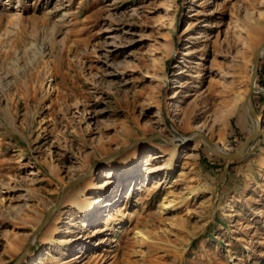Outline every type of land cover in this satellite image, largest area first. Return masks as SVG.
Returning <instances> with one entry per match:
<instances>
[{"label": "rangeland", "instance_id": "obj_1", "mask_svg": "<svg viewBox=\"0 0 264 264\" xmlns=\"http://www.w3.org/2000/svg\"><path fill=\"white\" fill-rule=\"evenodd\" d=\"M263 41L264 0H0V264L58 202L18 264H264V54L246 154L191 139L231 152L253 130ZM131 148L134 173L108 168ZM90 170L110 184L82 225L64 200L87 181L61 196Z\"/></svg>", "mask_w": 264, "mask_h": 264}, {"label": "bare ground", "instance_id": "obj_2", "mask_svg": "<svg viewBox=\"0 0 264 264\" xmlns=\"http://www.w3.org/2000/svg\"><path fill=\"white\" fill-rule=\"evenodd\" d=\"M263 54H264V48L261 50V55H263ZM201 134L204 135V136H206L203 133H201ZM168 142L170 143L171 141L168 140ZM216 147L218 148L217 145H216ZM218 149H220V148H218ZM175 152H176V146L175 145L168 146L167 149L164 150V152H162L164 154L162 156L167 157V160H166V163L165 164H161V165H159L157 167V170L158 171H160L161 169H163L166 166H169V164L172 162V160L174 158ZM122 154H120V155H122ZM120 155H118V157ZM115 158H117V156H115L113 158H109L108 161H112ZM139 163H140V152H139V149L138 148H131L130 150H128L126 152V154H125L124 157L120 158L118 162L113 163L108 168L110 170H114V171L119 172V174L122 176V175H127V174L134 173V171H136V169L138 168ZM91 175H92V173H91V170H90L86 174H84V176L80 177L75 183H73L70 186L66 187L65 190L62 193V196H61V201L63 202L65 195L71 189L75 188L79 184V181L80 180L85 179L87 181V182H85L86 184H84V185H82V186L74 189L72 192L68 193L66 195V197H65V200H64L65 203L72 204V205H74L77 208L78 213L80 214V218L82 219L81 220V224L82 225H84L85 222H87V221L97 220L98 215H99V211H100V207H99L98 204H99V201H101V197L99 196V197H97L95 199L90 198V197L87 196L86 191L87 190L88 191L101 190V191L107 192L108 189H109V184H110V178H109L110 177V174L109 173H108L107 178H105L104 180H102L100 183L96 182L95 179H94V177H92ZM153 186H154V184H153ZM151 187L145 186V191L147 192L148 190L151 189ZM112 205H113V202L112 201H107L106 202V206H109L110 207ZM55 208H56L55 206L53 208H51L50 209V212L53 211ZM50 214H52V213H50ZM116 214L119 215V216H122L123 215V214H120V212H117ZM122 217H124V215ZM126 217H127L126 218L127 219V223L129 225H131L132 223H136L137 220H138L137 219L138 218V214H136L135 212H129L126 215ZM46 222H48V221H46ZM68 222L69 223H74V221L72 219L70 221H68ZM57 223H58L57 221L53 222L50 225V227L48 228V230H47L46 233H48L47 235H48V238L49 239H53V237H54L55 234L58 235L57 233L59 232V226H58ZM75 226L77 227V223H75ZM102 227L103 228H106L107 225L106 224H103ZM37 231H38V229H37ZM37 231H36V233H37ZM36 233H35L34 236H32L29 239L28 242H30V243L34 242V240L36 238L35 237L36 236ZM70 242L71 241H68L67 243L69 244Z\"/></svg>", "mask_w": 264, "mask_h": 264}, {"label": "water", "instance_id": "obj_3", "mask_svg": "<svg viewBox=\"0 0 264 264\" xmlns=\"http://www.w3.org/2000/svg\"><path fill=\"white\" fill-rule=\"evenodd\" d=\"M263 48H264V41L254 51L253 59H252V68H251V73H250L249 91H248V93L245 97V101H244L245 105L248 108L250 115L252 116V118L256 122L253 130L249 132V134L246 136V138L243 140V142L239 145V147L237 149H235L234 151H231V152L218 149L212 141H210L206 136L202 135L201 133H196L191 138V139H197V138L202 139L215 154H217L218 156H220L224 159L235 160V159H238V158H241L242 156H244L247 152V149L251 145V143L253 141H255L256 138L261 133L262 121L257 116V113H256L255 107L253 105L251 97H252V95L256 89V79H257L258 67H259L260 59L262 57L261 50ZM105 160H108V158H104L102 161H105ZM82 176H84V173L80 177H82ZM58 205H59V202L57 204H55V207H57ZM52 212L53 211L47 212L45 220L39 226L38 230H40L47 223L46 221H48V219L51 215L50 213H52ZM30 246H31V243L28 242L26 244L23 252L14 260V262L12 264H18L19 261L23 258V256L27 253Z\"/></svg>", "mask_w": 264, "mask_h": 264}]
</instances>
